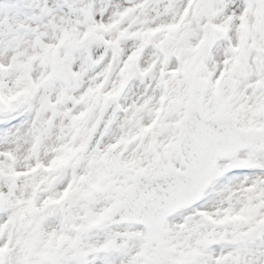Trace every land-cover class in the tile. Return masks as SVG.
Returning a JSON list of instances; mask_svg holds the SVG:
<instances>
[{
    "label": "snow or ice",
    "instance_id": "1",
    "mask_svg": "<svg viewBox=\"0 0 264 264\" xmlns=\"http://www.w3.org/2000/svg\"><path fill=\"white\" fill-rule=\"evenodd\" d=\"M0 264H264V0H0Z\"/></svg>",
    "mask_w": 264,
    "mask_h": 264
}]
</instances>
